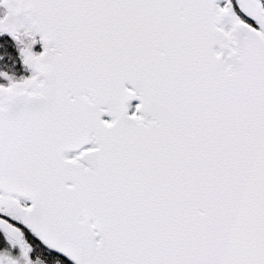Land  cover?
I'll return each instance as SVG.
<instances>
[{"label":"snow or ice","instance_id":"1","mask_svg":"<svg viewBox=\"0 0 264 264\" xmlns=\"http://www.w3.org/2000/svg\"><path fill=\"white\" fill-rule=\"evenodd\" d=\"M0 264H264V0H0Z\"/></svg>","mask_w":264,"mask_h":264}]
</instances>
